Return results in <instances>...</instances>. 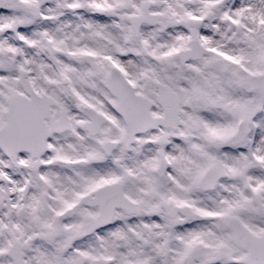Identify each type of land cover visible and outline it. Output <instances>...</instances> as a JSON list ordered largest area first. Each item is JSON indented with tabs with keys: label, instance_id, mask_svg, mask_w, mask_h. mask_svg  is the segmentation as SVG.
I'll return each mask as SVG.
<instances>
[{
	"label": "snow or ice",
	"instance_id": "obj_1",
	"mask_svg": "<svg viewBox=\"0 0 264 264\" xmlns=\"http://www.w3.org/2000/svg\"><path fill=\"white\" fill-rule=\"evenodd\" d=\"M0 264H264V0H0Z\"/></svg>",
	"mask_w": 264,
	"mask_h": 264
}]
</instances>
